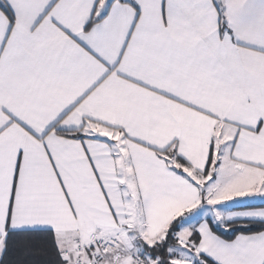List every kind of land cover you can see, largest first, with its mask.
<instances>
[{"label": "snow or ice", "instance_id": "obj_1", "mask_svg": "<svg viewBox=\"0 0 264 264\" xmlns=\"http://www.w3.org/2000/svg\"><path fill=\"white\" fill-rule=\"evenodd\" d=\"M0 264H264V0H0Z\"/></svg>", "mask_w": 264, "mask_h": 264}]
</instances>
